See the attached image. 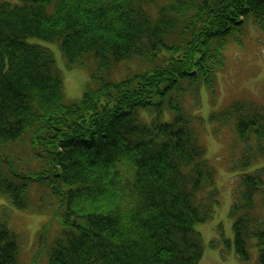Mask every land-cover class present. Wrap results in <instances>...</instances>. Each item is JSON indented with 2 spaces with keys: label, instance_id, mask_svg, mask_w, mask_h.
<instances>
[{
  "label": "trees",
  "instance_id": "obj_1",
  "mask_svg": "<svg viewBox=\"0 0 264 264\" xmlns=\"http://www.w3.org/2000/svg\"><path fill=\"white\" fill-rule=\"evenodd\" d=\"M249 19L264 32V0H0V264H201L196 226L220 201L204 119L190 106L202 86L216 95L225 49ZM30 37L58 42L69 68L90 69L80 100H67L53 52ZM134 59L136 70L113 78ZM167 110L173 121L161 119ZM210 120H234L243 167L264 157L253 102ZM21 142L34 165L17 162L10 146ZM259 191L264 167L241 175L230 214L236 253L249 260L255 238L264 264ZM19 211L45 217L31 252Z\"/></svg>",
  "mask_w": 264,
  "mask_h": 264
},
{
  "label": "rangeland",
  "instance_id": "obj_2",
  "mask_svg": "<svg viewBox=\"0 0 264 264\" xmlns=\"http://www.w3.org/2000/svg\"><path fill=\"white\" fill-rule=\"evenodd\" d=\"M11 1L19 3L21 0ZM29 42L43 45L53 52L56 65L63 76L67 100H80L87 87L94 85L90 69L67 66L66 58L58 42L34 37H30ZM225 54L226 64L217 74L216 95L202 86L199 93L200 105L195 106L196 103H192L190 106L191 109L194 107L193 113L199 114L204 119L201 142L206 146L207 157L216 169L215 187L218 189L220 201L214 217L196 226L203 239L204 254L201 264H259V250L255 238L249 241V260H243L236 253L233 229L235 218L230 213L240 185L241 175L254 173L257 168H263L264 157L255 154L252 160L249 158V165L243 167L241 163L245 156V145L235 130L234 120L218 123L212 122L210 117L213 113L226 110L233 102L240 99L253 102L264 116V32L249 19L241 41H233L229 44L225 49ZM137 65V59L123 60L111 75L114 79H123L131 71L136 70ZM140 113L148 120L154 117L153 113L146 110H141ZM161 119L173 121L175 113L167 110ZM10 147L20 156L15 157L18 158V163L35 164L28 143L21 142ZM3 153L2 150L0 154ZM256 199L261 211L264 209L262 206L264 193L259 191ZM3 204H8V200L0 196V206ZM19 212L15 220L18 224L16 228L18 229L20 225L27 227L28 234L24 248L31 252L32 245L35 246L33 243L37 238V232L45 217L35 213Z\"/></svg>",
  "mask_w": 264,
  "mask_h": 264
}]
</instances>
